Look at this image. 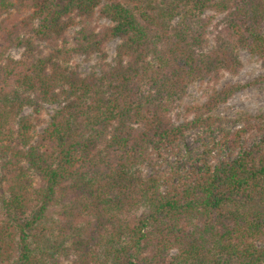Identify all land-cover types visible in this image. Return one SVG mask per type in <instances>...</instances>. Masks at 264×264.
I'll list each match as a JSON object with an SVG mask.
<instances>
[{
  "label": "trees",
  "instance_id": "1",
  "mask_svg": "<svg viewBox=\"0 0 264 264\" xmlns=\"http://www.w3.org/2000/svg\"><path fill=\"white\" fill-rule=\"evenodd\" d=\"M242 50L264 0H0V264H264V117L214 113L264 75L182 105Z\"/></svg>",
  "mask_w": 264,
  "mask_h": 264
},
{
  "label": "rangeland",
  "instance_id": "2",
  "mask_svg": "<svg viewBox=\"0 0 264 264\" xmlns=\"http://www.w3.org/2000/svg\"><path fill=\"white\" fill-rule=\"evenodd\" d=\"M209 13H207L208 15ZM222 15H216L215 22L220 20ZM97 28L108 26V21L104 19H97L93 23ZM212 45L213 37L209 35ZM117 41H112L107 44L105 48L106 62H111L115 54V47ZM16 55L17 51H12ZM240 61L242 62L241 68L236 75H231L227 72H223L217 81L205 79L204 81H197L191 84L187 89L186 96L182 101V105L201 104L207 99L208 93L212 88L220 89L226 84H248L264 75V65L256 57L251 56L246 51L242 50L239 53ZM74 63L77 65L78 70L83 75L90 74L92 70L99 71L101 65V58L97 55L91 57L79 56L75 58ZM55 108V107H54ZM53 108L46 107V110L42 113L44 120H49V116L53 112ZM182 109H180L181 111ZM24 113H28V110ZM216 116L232 119L240 116L241 114L249 115H261L264 117V81H258L254 85L247 86L243 90L237 92L227 103L220 105L214 112ZM228 128H233L232 124L226 125ZM44 127V125L42 126ZM197 132H189L183 141L178 144L177 152L179 155L194 154L197 151L199 144L197 143ZM175 156H168L167 160L159 161V166L156 168L158 172H168L170 166L174 165ZM145 175H151L152 170L149 167L142 169Z\"/></svg>",
  "mask_w": 264,
  "mask_h": 264
}]
</instances>
